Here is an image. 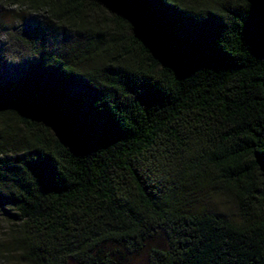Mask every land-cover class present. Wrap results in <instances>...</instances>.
Wrapping results in <instances>:
<instances>
[{"label": "trees", "instance_id": "trees-1", "mask_svg": "<svg viewBox=\"0 0 264 264\" xmlns=\"http://www.w3.org/2000/svg\"><path fill=\"white\" fill-rule=\"evenodd\" d=\"M0 4L44 13L7 53L37 62L0 84L4 254L124 264L148 246L146 264H264V0ZM59 24L77 38L48 52ZM213 198L236 218L191 210Z\"/></svg>", "mask_w": 264, "mask_h": 264}, {"label": "rangeland", "instance_id": "rangeland-1", "mask_svg": "<svg viewBox=\"0 0 264 264\" xmlns=\"http://www.w3.org/2000/svg\"><path fill=\"white\" fill-rule=\"evenodd\" d=\"M43 20V11H32L24 8L20 9L16 5L0 4V84L17 80L28 65H35L37 62L36 57L33 54L26 56L21 48L14 51L16 57L10 58L7 53L14 47L13 32H36L40 29ZM45 31V38L41 42V47L48 52L61 53L69 51L68 45L77 38L76 33L72 29L62 24L51 25ZM32 44L34 45L35 43L32 42ZM191 210L195 212L220 211L229 218H236L233 204L222 198L201 200ZM7 217L11 218V212L0 202V241H5L6 238L4 233ZM154 240L162 244L163 236L158 234ZM105 247L106 249H111L115 245L107 243ZM147 248L148 246H145L137 253L126 255L123 259L124 264H146ZM2 250L3 248L0 246V264H22L18 260L13 259L12 256L4 254Z\"/></svg>", "mask_w": 264, "mask_h": 264}]
</instances>
